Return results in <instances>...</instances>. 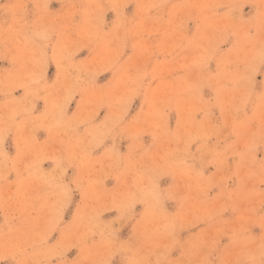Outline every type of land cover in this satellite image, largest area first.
<instances>
[{
    "label": "clouds",
    "instance_id": "clouds-1",
    "mask_svg": "<svg viewBox=\"0 0 264 264\" xmlns=\"http://www.w3.org/2000/svg\"><path fill=\"white\" fill-rule=\"evenodd\" d=\"M29 3L31 21L25 19ZM51 3L0 4V16L9 13L13 20L7 27L0 20V264H112L117 256L121 264H264V158L257 159L264 148V89L255 91L264 67V0H56V11ZM246 4L255 12L245 19ZM108 12L114 14L110 26ZM229 37L231 45L221 50ZM128 47L132 54L125 57ZM180 47H193L197 55L177 68L164 53ZM84 50L91 58L75 59ZM212 61L215 72L209 71ZM49 63L56 68L51 82ZM105 72L112 73L110 87L97 84ZM137 99L140 109L126 121ZM37 101L44 110L34 115ZM101 109L107 112L96 123ZM213 109L221 114L219 125L210 123ZM173 112L176 127L170 129ZM39 131L44 141L37 140ZM10 135L14 156L4 149ZM212 137L223 147L208 149ZM120 139L129 141L126 153L119 151ZM197 140L208 158L201 168L188 163ZM229 157L237 158L229 175L204 176L203 167H226ZM45 161L51 170L41 167ZM69 169L75 170L72 187L65 182ZM162 177L179 182L161 190ZM233 177L237 187L229 189ZM213 188L219 191L207 203ZM73 191L79 200L65 223ZM166 200L175 203V213L165 211ZM137 204L143 206L138 217ZM110 209L118 222L131 223L127 240L102 222ZM227 212L236 214L235 222L222 219ZM16 214H27L36 227L12 240ZM57 231L59 239L49 244ZM177 248L179 256L170 258ZM71 249L77 256L67 259Z\"/></svg>",
    "mask_w": 264,
    "mask_h": 264
},
{
    "label": "rangeland",
    "instance_id": "rangeland-1",
    "mask_svg": "<svg viewBox=\"0 0 264 264\" xmlns=\"http://www.w3.org/2000/svg\"><path fill=\"white\" fill-rule=\"evenodd\" d=\"M11 3L12 0H0V4H4V3ZM32 4H27L26 8H27V15L25 17L26 20L31 21L32 19H34V16L32 15ZM49 8L53 11H56L58 9H60V5L58 3H56V0H53V3H51L49 5ZM134 6L133 5H129L128 8L125 10L127 14H131L133 11ZM218 12H223L224 9H218ZM242 15L244 16V18L246 19L248 16L254 14L255 9L253 8L252 5L246 4L243 6V8L241 9ZM114 19V14L112 12H108L106 13L105 16V20L108 24V26H110L111 21ZM217 19H220L219 17ZM0 20H2L3 22V26L7 27L9 24H11L13 22L12 20V16L9 13H5L2 16H0ZM193 24L190 22L188 25L189 28V32L192 31L193 29ZM232 43V38L229 37L228 40H225L224 43L220 44L219 47L221 50L227 49ZM132 54V50L130 47L125 49V53L124 56H129ZM164 55L168 56V59L171 63V65L173 67H179L180 65L186 63L187 61H189L192 57H194L195 55H197V50L193 47H180V48H176L174 50H172L169 53H164ZM91 58V54H89V52L87 50L81 51L75 59L77 60H87ZM3 66L7 67V62H2ZM216 70V64L215 61L210 62L209 64V71L210 72H215ZM55 72H56V68L55 65L49 63V67H48V72H47V79L49 82H51L54 78H55ZM112 73L111 72H105L100 74L97 77V84L98 85H109V81L112 80ZM165 81L170 82L171 81V77H165L164 78ZM256 84H255V91L259 92L262 89H264V83H262V81H264V67L261 68L260 73L256 76ZM22 94V90H17L14 95L16 96H20ZM203 95L205 96V98H210L212 96V92L211 90L205 88ZM80 100V95L77 94L71 104L69 105L68 108V113L71 114L73 111L76 110V102ZM146 108V105L144 106ZM140 109V100L137 99L135 101H133L132 107L130 109V112L128 114V116L125 117V120L128 121L131 119V117L136 113L137 110ZM44 110V103L43 101H37L36 103V108L34 111V115L38 114L40 112H42ZM246 111H250V109H246ZM107 112V109H101L99 114L96 117V123H99L105 116ZM176 120H177V116L176 114L170 113L169 114V128L170 129H174L176 127ZM196 120L200 121L201 120V114H197L196 115ZM222 121V117L221 114L219 112V110L217 109H213L212 110V117L210 120V123L215 124V125H219ZM81 132H83V128L80 129ZM227 129H223V132H227ZM37 135V140L38 141H44L46 139V134L43 131H39L36 133ZM150 137L149 136H144L143 140L145 144H148L150 142ZM228 139L234 140L235 137L229 136ZM112 143L111 140H108L105 142V147H107L108 145H110ZM128 143L129 141L125 140V139H120L118 141V147H119V151L121 153H126L128 150ZM201 145V141L197 140L196 142L192 143L189 147V153L191 154L188 163L193 165L195 168H201L204 164L207 163V157L206 156H202V153L204 151L203 148L200 147ZM213 147H215L217 150H219L220 148L223 147V143L217 144V138L216 137H212L207 141V148L208 149H212ZM4 149L5 151H7V153L9 154V156H14L15 155V145L13 142V138L10 135L8 137V139L5 141L4 144ZM103 151V148L98 149L94 155L99 156L100 153ZM264 158V148H258L257 149V159H261ZM237 162V158L236 157H229L227 160V166L226 167H219L215 164H207L206 167H203V172H204V176L206 177H212L213 179L221 176V175H229L233 169L234 166ZM41 167L45 170V171H49L52 169L53 165L51 161H45ZM75 174V170L74 169H69L66 176H65V182L69 184V187H72L71 185V179L73 177V175ZM14 179V174H10L9 175V180H13ZM178 178H173V177H162L159 181V187L161 190H164L166 188H168L170 185H173L175 183H178ZM105 185L107 188L109 189H113L115 187V182L112 179H108L105 182ZM227 187L229 189H235L237 187V182L235 177H233L232 179L227 181ZM264 187V186H262ZM43 191H47L46 189H42ZM219 191V188H213L210 192H209V200L207 201V203H211L212 200L211 198L214 197L216 195V193ZM73 196V202L70 205L69 209L65 210L64 214H63V220L65 223L69 222L72 214L75 212V204L76 202L79 200V194L75 191H73L72 193ZM54 197L50 194L48 199L51 200ZM39 203V202H38ZM143 206L140 204H137L134 211L137 214V217L139 216V213L142 211ZM164 208L165 211H167L168 213L172 214L175 213L176 211V205L174 202L172 201H165L164 202ZM117 212L114 209H110L108 211H105L101 217V220L104 224H111L112 226L116 227L118 229V240H127L131 233H132V226L131 223H123V222H118L117 221ZM224 221H226L227 223H233L235 222L236 219V214H233L231 212H227L224 214L223 218ZM4 221V215L0 214V223H3ZM11 223L14 225V231L10 234V237L12 240H16V239H23L26 236H28L36 227V225L34 224V222L31 220L30 217L27 216V214H16L14 216V218L11 219ZM200 228L205 227V225H200L198 226ZM197 228H193L187 231H183L180 233V239L184 240L187 236H189L192 232L197 231ZM253 233L255 234H259V229L258 228H253L252 229ZM60 233L57 232H53L51 234V236L49 237V244H53L56 242L57 239H59ZM226 242V241H222ZM180 254V249H174L171 254H170V258L175 259L179 256ZM77 256V250L76 249H71L68 251L67 253V259H72L73 257ZM52 264H56L55 260L52 261ZM112 264H121V257L117 256L113 259Z\"/></svg>",
    "mask_w": 264,
    "mask_h": 264
}]
</instances>
